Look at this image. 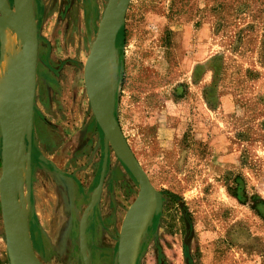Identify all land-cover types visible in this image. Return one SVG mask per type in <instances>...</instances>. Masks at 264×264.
Returning <instances> with one entry per match:
<instances>
[{
    "label": "rangeland",
    "instance_id": "obj_1",
    "mask_svg": "<svg viewBox=\"0 0 264 264\" xmlns=\"http://www.w3.org/2000/svg\"><path fill=\"white\" fill-rule=\"evenodd\" d=\"M106 3L32 0L31 152L17 195L41 264H117L139 192L111 148L102 170L84 87ZM111 53L114 118L162 195L135 264H264V0H130Z\"/></svg>",
    "mask_w": 264,
    "mask_h": 264
},
{
    "label": "water",
    "instance_id": "obj_2",
    "mask_svg": "<svg viewBox=\"0 0 264 264\" xmlns=\"http://www.w3.org/2000/svg\"><path fill=\"white\" fill-rule=\"evenodd\" d=\"M17 12L23 52L24 83L21 91L19 114L13 116L1 129L0 152V211L5 237V249L10 264H41L26 240L25 229L19 218L17 170L21 149L25 146L30 158L35 69L37 57V28L32 0H12ZM130 0H107L94 41L84 65V87L91 112L104 138L105 169L107 149L111 148L139 185V192L127 212L117 245V264H135L140 240L152 215L159 214L162 195L151 185L147 175L130 150L118 126L110 101H104L97 92L106 52L114 49L115 39L122 27ZM22 76V79H23ZM23 93V94H22ZM26 144V145H25ZM151 201L154 210L151 211Z\"/></svg>",
    "mask_w": 264,
    "mask_h": 264
},
{
    "label": "bare ground",
    "instance_id": "obj_3",
    "mask_svg": "<svg viewBox=\"0 0 264 264\" xmlns=\"http://www.w3.org/2000/svg\"><path fill=\"white\" fill-rule=\"evenodd\" d=\"M17 26V12L14 8L11 9L6 0H0V125H4L20 112L21 91L24 87L22 75L24 62L20 36L16 32ZM111 54L109 51L104 56L100 84L97 87V92L104 101L111 99L113 64ZM25 173L26 170L23 167L18 168L17 184L23 181ZM18 208L19 218H21L28 211L25 195L18 199ZM150 209L154 210L153 201H151Z\"/></svg>",
    "mask_w": 264,
    "mask_h": 264
},
{
    "label": "flooded vegetation",
    "instance_id": "obj_4",
    "mask_svg": "<svg viewBox=\"0 0 264 264\" xmlns=\"http://www.w3.org/2000/svg\"><path fill=\"white\" fill-rule=\"evenodd\" d=\"M107 158H108V155H107Z\"/></svg>",
    "mask_w": 264,
    "mask_h": 264
}]
</instances>
